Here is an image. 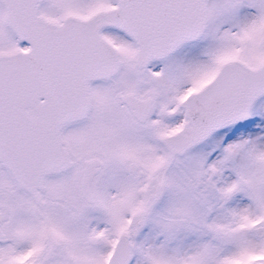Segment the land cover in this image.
<instances>
[{"label": "snow or ice", "instance_id": "6c2138e0", "mask_svg": "<svg viewBox=\"0 0 264 264\" xmlns=\"http://www.w3.org/2000/svg\"><path fill=\"white\" fill-rule=\"evenodd\" d=\"M0 264H264V0H0Z\"/></svg>", "mask_w": 264, "mask_h": 264}]
</instances>
